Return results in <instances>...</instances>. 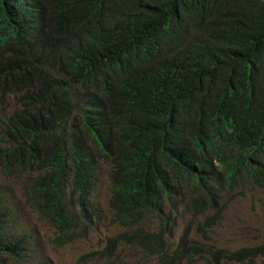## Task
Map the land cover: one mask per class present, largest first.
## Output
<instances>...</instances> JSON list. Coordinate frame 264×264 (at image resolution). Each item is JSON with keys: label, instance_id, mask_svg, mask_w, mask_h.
<instances>
[{"label": "trees", "instance_id": "trees-1", "mask_svg": "<svg viewBox=\"0 0 264 264\" xmlns=\"http://www.w3.org/2000/svg\"><path fill=\"white\" fill-rule=\"evenodd\" d=\"M16 90L1 167L39 163L60 243L89 230L76 234L69 179L93 222L97 155L132 216L165 214L186 191L215 206L241 180L264 185V0H0V99ZM8 227L0 210V264H22L29 239ZM217 253L253 259L264 243Z\"/></svg>", "mask_w": 264, "mask_h": 264}, {"label": "rangeland", "instance_id": "rangeland-1", "mask_svg": "<svg viewBox=\"0 0 264 264\" xmlns=\"http://www.w3.org/2000/svg\"><path fill=\"white\" fill-rule=\"evenodd\" d=\"M13 105L11 97L6 110ZM27 183L26 174L10 175L0 169V203L9 214L12 230L34 237L28 264L47 258L55 264H76L84 254L96 250L102 253L95 259L83 258L80 264H214L213 249L233 251L264 243V188L255 184H246L219 216L211 209L198 213L182 204L175 209L169 230L163 229L162 219L153 213L143 223L129 227L109 208V166L103 164L95 194L96 227L86 238L56 245L52 239L57 230L28 202ZM124 232L137 234L131 243L122 241L107 248L109 238ZM220 264H264V256Z\"/></svg>", "mask_w": 264, "mask_h": 264}, {"label": "clouds", "instance_id": "clouds-1", "mask_svg": "<svg viewBox=\"0 0 264 264\" xmlns=\"http://www.w3.org/2000/svg\"><path fill=\"white\" fill-rule=\"evenodd\" d=\"M9 54H6V57H8ZM22 92L20 91H11L8 92L6 94L3 95L2 99H0V147H8L11 145V137L9 135H7L6 130H7V125L5 123V121L9 118H11L17 109L22 108V104L20 101ZM13 97L14 98V105L11 108V110L7 111L6 110V106L8 105V103L10 102V98ZM97 159V176L95 179V184H94V188L92 190L91 193V198H90V203L89 205H87V209H88V214L89 217L92 218L93 222H89L88 219L83 215L84 213V208L80 205L79 203V195L77 193V190L72 182L71 179L68 180L66 187H65V193H64V198L65 201L67 202L68 206L70 207L71 213H73L74 215L79 216V226L76 229V234L81 232L82 228L86 225H89V230L87 231V233H84V235L81 236H74L71 239H68L67 241L60 243V241L56 240L57 238H59L60 236H62V232L53 224L51 218L46 214V212L44 211V200L40 198V196H38L37 194H35V190H34V182L36 177L39 174L44 173L43 169H38L39 168V163H36L33 167L27 166L24 169L20 170V171H16V172H11L8 169H6L5 167L2 168L1 167V162H0V169L10 175H20V174H26L27 175V200L28 202L31 204V206L44 218H46L57 230V235L52 239V242L56 245H65L70 243L73 240L76 239H82V238H86L87 236H89V234L93 231V229L96 227L98 219H99V209L96 206V202H95V194L97 191V186L99 183V179H100V175H101V170H102V165L103 164H107L109 166V192H110V197H109V208L110 210L116 215L118 221L122 222L125 226H129V227H135L141 223H143L147 217L148 214L153 213L154 215H157L158 217H160L162 219L163 222V229H171L172 226L170 227H166L164 225V218L162 217V215H168L170 216L169 218L172 219L171 224L175 221V209L182 205H188L189 207H191L193 210H195L198 213H203L206 210H214L215 214L214 216H219L224 207H226V205L231 201V199H233L234 197H236L237 193L239 191H241L243 189V187L246 184H255L258 185L260 187L264 188V185H261L259 183H256L254 181H247V180H241L238 185L229 191L223 190L221 191V195H220V200L219 203L215 206H204V205H200V201L204 198V193L203 192H194L192 196H189V192L186 191L185 192V198L184 195H182L181 193V198L182 201L181 203L177 204V207H173V210H171L170 206L166 207L165 209V214L162 213L161 209H156V208H152V210H147V208H143L139 213H137L135 216L132 215H128L125 214L124 212H122L119 207L114 203L113 201V192H112V173H113V168L114 165L112 163V161H110L108 158H103L100 157V155L96 156ZM41 166V165H40ZM196 209L200 210L197 211ZM0 210L2 213H4L6 221L9 225L8 227V234L9 235H14L16 239H19L21 236H25L28 237V243H27V253L26 256L23 259L22 264H28V258L31 256L32 253V245H33V239L34 237L29 234V233H19V232H15L12 230V224L10 223L9 220V214L8 212L2 207V204L0 203ZM7 234V235H8ZM136 233L133 234H129L127 232L124 233H120L118 235H116L113 238H109L110 240L108 241L107 244V248L111 247V246H115L117 243L125 241V242H129L131 243L134 239ZM64 236V235H63ZM256 246V245H254ZM244 247H253V246H244ZM241 247V248H244ZM239 248V249H241ZM219 249H224V248H219ZM239 249L233 250V251H237ZM229 250V249H227ZM232 251V250H229ZM99 253H102L101 250H96V251H92L89 252L87 254H84L76 264H80L83 258L86 259H95L97 257V255ZM211 254L214 258V264H220L216 262L215 256L218 254L217 253V249H213L211 251ZM260 256H264V255H260ZM237 260V258H235ZM226 260V259H224ZM233 260V259H230ZM223 261V260H222ZM55 264L53 262L52 259L47 258L43 261L38 262L37 264Z\"/></svg>", "mask_w": 264, "mask_h": 264}]
</instances>
